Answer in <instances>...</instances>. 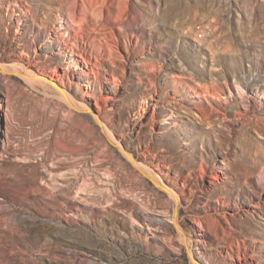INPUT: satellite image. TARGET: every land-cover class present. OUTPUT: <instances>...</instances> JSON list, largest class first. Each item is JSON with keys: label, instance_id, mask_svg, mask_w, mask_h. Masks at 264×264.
<instances>
[{"label": "rangeland", "instance_id": "374dc122", "mask_svg": "<svg viewBox=\"0 0 264 264\" xmlns=\"http://www.w3.org/2000/svg\"><path fill=\"white\" fill-rule=\"evenodd\" d=\"M0 64V264H264V0H0Z\"/></svg>", "mask_w": 264, "mask_h": 264}, {"label": "bare ground", "instance_id": "6f19581e", "mask_svg": "<svg viewBox=\"0 0 264 264\" xmlns=\"http://www.w3.org/2000/svg\"><path fill=\"white\" fill-rule=\"evenodd\" d=\"M89 62V61H88ZM0 67L2 68V65L0 64ZM26 78H37V76L36 75H28V76H25ZM31 80V79H30ZM58 90H59V92H60V96H61V98L64 100V101H66L69 105H71L72 106V102H71V99H70V97H69V95L67 94V92L64 90V89H59L58 88ZM120 150H122L121 148H120ZM122 153H124L125 155H126V157L131 161V163H132V165L133 166H135L141 173H143L144 175H146V176H148V177H150L149 175H148V173L145 171V169H144V167H143V165L141 164V163H136L131 157H130V155H128L126 152H124L123 150H122ZM261 182L263 183V185H264V174H261ZM157 185H158V187L159 188H161L163 191H165L170 197H172L174 200L173 201H175V203L177 202V200H176V198L174 197V195H173V193H172V190L171 189H169L168 187H166L163 183H161V182H155Z\"/></svg>", "mask_w": 264, "mask_h": 264}]
</instances>
